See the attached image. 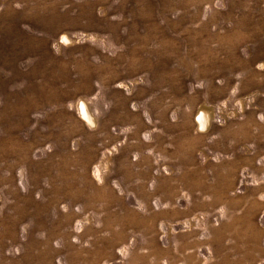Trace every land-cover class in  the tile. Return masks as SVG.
I'll list each match as a JSON object with an SVG mask.
<instances>
[{
  "label": "rangeland",
  "instance_id": "374dc122",
  "mask_svg": "<svg viewBox=\"0 0 264 264\" xmlns=\"http://www.w3.org/2000/svg\"><path fill=\"white\" fill-rule=\"evenodd\" d=\"M0 264H264V0H0Z\"/></svg>",
  "mask_w": 264,
  "mask_h": 264
}]
</instances>
